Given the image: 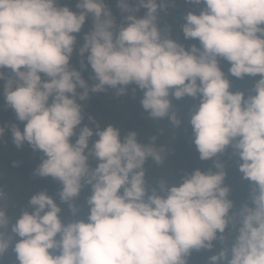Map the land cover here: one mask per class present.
Masks as SVG:
<instances>
[{"label": "clouds", "instance_id": "1", "mask_svg": "<svg viewBox=\"0 0 264 264\" xmlns=\"http://www.w3.org/2000/svg\"><path fill=\"white\" fill-rule=\"evenodd\" d=\"M189 2L206 5L199 14L189 11L182 25L185 39H198L200 47L162 36L157 0H116L119 24L107 0H77L75 11L63 0H0V69L14 74L0 71V80L6 105L26 122L23 131L11 126L13 141L44 154L35 174L62 183V202L77 197L84 184L92 188L88 222L64 223L46 192L31 197L32 211L24 210L11 228L22 238L14 246L19 264H186L192 249H211L230 221L235 240L211 256V264H264V0ZM140 8L147 9L143 17L135 14ZM89 15L77 70L70 64L74 34ZM219 58L237 78L259 75L256 94L245 99L229 91ZM88 66L98 81L91 87L82 76ZM130 84L144 90L141 103L153 118L169 114L170 94L199 95L190 123L200 159L231 145L243 161L239 171L258 187L254 207L244 204L229 216L233 203L220 163V171L196 169L178 185L161 183L163 195L149 193L145 163L149 157L161 163L160 151L139 143L134 131L122 136L113 124L90 127L78 103L106 86L122 95ZM171 120L179 124L175 114ZM4 131L0 126V136ZM90 157L98 161L95 168ZM8 223L0 210V229ZM8 247L0 232V253Z\"/></svg>", "mask_w": 264, "mask_h": 264}, {"label": "trees", "instance_id": "2", "mask_svg": "<svg viewBox=\"0 0 264 264\" xmlns=\"http://www.w3.org/2000/svg\"><path fill=\"white\" fill-rule=\"evenodd\" d=\"M107 2L114 14L117 15L119 24L122 17L119 15L116 0H107ZM157 2L163 5V8L158 9L157 13V25L161 29L162 36L167 35L186 48L193 44L200 47L198 39H185L182 25L185 23L184 17L189 11L199 14L206 5L190 3L189 0H157ZM63 3H66L72 10H77V0H63ZM146 12L147 9L140 8L139 12L135 14L137 17H143ZM91 23L92 18L89 15L82 31L74 34L77 37V44L70 64L77 70H80L78 50L84 42V35L91 28ZM86 56L87 53H85V63L87 64ZM219 66L229 80V91L243 92L245 99L256 94L254 88L260 79L259 75L253 77L245 74L242 78H237L229 71L230 62L222 58H219ZM0 71L5 72L7 76L14 75L8 68L0 69ZM92 75L94 73L90 66L82 71V76L89 87L98 82L91 78ZM4 84L5 81L0 80V126L5 127L3 136H0V192H3V196L0 197V210L5 211L9 223L0 229V232H3L4 239L9 241V247L0 253V264H19L14 246L22 238L13 233L11 228L24 210L32 211L33 206L29 203L31 197L42 191L46 192L61 208L59 215L64 223L77 220L88 222L90 205L87 200L92 195V188L91 185L84 184L79 195L65 203L60 200L59 194L62 190L60 181L51 176L41 177L35 174V169L41 164L44 154L39 150L33 151L27 142H24L19 148L14 143L11 126L15 124L23 131L26 122L19 121L14 110L6 105L3 92ZM134 89L135 91H133ZM77 91L82 92L83 89L78 88ZM143 96L144 90L139 89L135 84L126 86V92L122 95H117V89L106 86L105 91L90 92L86 100L78 99V103L83 106L84 123L89 124L90 127L95 128L96 124H99L103 129L108 124H113L120 128L122 136L134 131L137 133L139 143L153 145L160 151L161 163H156L151 157L145 163V179L149 193L155 189L158 194L163 195L164 193L160 191L161 183L165 187L178 185L183 182V177L186 174L196 169L203 172L220 171L216 168V164L220 163L225 172L222 186L229 189L227 199L233 203L229 216L237 214L244 204L254 207L251 195L254 189L258 194V187L255 182L245 179L243 173L239 171V164L243 161L235 154L231 145L210 159H200V153L194 144L195 133L190 123L192 114L198 110L200 96L186 95L177 99L170 94L169 114L160 118H153L150 112L143 108L141 103ZM173 114L179 124H173L171 120ZM89 117H92L95 123L90 122ZM153 137H155L154 140ZM96 138L98 137H93V139ZM89 163L92 168H95L98 161L90 157ZM70 204L75 207V213L69 207ZM221 235L225 237L223 242L219 239ZM236 235L233 222L230 221L223 234L217 233V239L212 241L211 249H192L190 254L185 257L186 264H211L210 257L217 255L225 247L230 249ZM228 258H231L230 251ZM219 264H226V261H220Z\"/></svg>", "mask_w": 264, "mask_h": 264}]
</instances>
